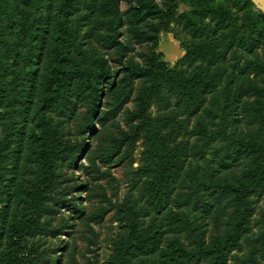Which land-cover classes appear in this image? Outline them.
I'll return each instance as SVG.
<instances>
[{
  "label": "trees",
  "instance_id": "trees-1",
  "mask_svg": "<svg viewBox=\"0 0 264 264\" xmlns=\"http://www.w3.org/2000/svg\"><path fill=\"white\" fill-rule=\"evenodd\" d=\"M172 24L190 35L173 64L158 50ZM114 164L147 205L119 199ZM6 196L0 264H264V13L252 0H0ZM108 214V254L88 245L77 261L69 220Z\"/></svg>",
  "mask_w": 264,
  "mask_h": 264
},
{
  "label": "rangeland",
  "instance_id": "rangeland-1",
  "mask_svg": "<svg viewBox=\"0 0 264 264\" xmlns=\"http://www.w3.org/2000/svg\"><path fill=\"white\" fill-rule=\"evenodd\" d=\"M121 6L123 9L126 8V4L123 1L121 3ZM187 7L184 5H180L179 10L182 11L186 9ZM172 30L169 32H162V40L160 42L158 50L161 52L162 58L169 63L173 64L183 53L182 48L180 47V41L184 39L190 38V35H188L179 25L172 24ZM224 87L223 85H220L218 89L213 93V95L216 96L217 100L220 102L219 105H212L214 109L217 107L222 108L221 106L224 103ZM211 99V95L209 96ZM152 112L153 114H157L160 112H166L167 110L160 109L156 106H152ZM236 108H231V114L229 115L230 121H227L228 123V131H240L244 129V125L240 122H231L232 117H234V113H236ZM64 126L66 129L72 131L74 120L72 118H64L63 120ZM192 126V124H191ZM211 127V126H210ZM180 140L187 143L188 146H190L193 143L200 144V140H196V138L189 136L188 133H183L180 138ZM142 149V145L139 143L137 151L135 153V162L133 163V166H137L140 163V151ZM113 174L117 178V193L119 199H121L125 194L131 193L138 199L139 205H147L143 198H141V181H138L136 179H133L131 177V174L129 173V167L125 166L123 164H114L111 168ZM69 173H72L71 170L68 171ZM75 172V171H74ZM75 175L79 177L80 180H83L84 177L79 174V172H75ZM102 183L107 188V194L111 195V190L109 189V185L106 184V182ZM15 190V187H13L12 192ZM79 200L82 202V204L85 207V212L88 213L94 209V206L97 205V198H90L86 193H80ZM13 203V196H6L2 202H0V215L7 219L9 216V213L11 211V205ZM262 203H264V198L262 200ZM63 214L66 216L67 211H63ZM154 211H151V215H154ZM4 220V219H2ZM207 219H204L205 223ZM69 222L74 223L75 225L72 226V228H69L68 230L74 231L72 235L64 234L62 235L63 241H69L70 247H73L74 250V257L77 261H82L84 259V256L91 255L90 252H88V245L89 247L96 249V252L99 255L100 260H102L109 252V236L111 231L114 229V226L116 223L113 221L111 214H108L102 223L95 224L94 222H90L89 224L81 218L76 219H70ZM207 228L210 229V225L205 224ZM90 228L95 231V236L92 235ZM94 239L96 242L94 245L90 244V240ZM51 243H56L55 239L50 240ZM63 259H65V256H63Z\"/></svg>",
  "mask_w": 264,
  "mask_h": 264
},
{
  "label": "water",
  "instance_id": "water-1",
  "mask_svg": "<svg viewBox=\"0 0 264 264\" xmlns=\"http://www.w3.org/2000/svg\"><path fill=\"white\" fill-rule=\"evenodd\" d=\"M255 6L264 13V0H252Z\"/></svg>",
  "mask_w": 264,
  "mask_h": 264
}]
</instances>
